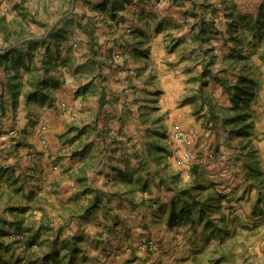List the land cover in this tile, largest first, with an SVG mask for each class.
Returning <instances> with one entry per match:
<instances>
[{
	"label": "crops",
	"instance_id": "crops-1",
	"mask_svg": "<svg viewBox=\"0 0 264 264\" xmlns=\"http://www.w3.org/2000/svg\"><path fill=\"white\" fill-rule=\"evenodd\" d=\"M3 1L7 2V0ZM48 1L32 0L30 5L27 4L25 11L21 8H11L13 16L4 14L6 12H0V18L5 15L8 19L5 22L4 20L1 21L4 23L2 26L15 24L18 25V29H23L28 33L25 38L15 41L13 37L6 39L4 33L0 32V131L6 132L13 128L24 127L21 140H12L7 133L0 135V148L9 147L4 151H0V170L5 174L0 179V229L15 231L16 222L23 220V226L29 229L28 239L31 235L34 237L31 240L36 242L40 241L39 233L49 227V232L51 231L53 237L57 238L59 235L60 238L59 240H54V238L53 242L51 241V246L46 250L47 255L44 256L45 264H211L207 249L203 250L207 248L203 240L199 245L194 239V244L191 243V238L186 236V230L171 229L166 222L160 223L161 219L168 220L169 213L163 215L159 208L154 209L150 206L151 201L157 200L160 204H163V208L168 207L174 197L173 191L163 189L159 193L160 197L157 196V191L153 186L151 191H136L139 182L134 178L136 172L132 167V161L128 159L129 148L128 143L125 142L133 127L134 118H131V116L119 118L122 113L124 114V108L126 107L123 103L127 95L124 92L125 85L122 84L123 73L120 72L119 68L115 69L119 64L116 65L113 62V57L116 52H125L126 65L136 68V74L132 80L137 86V93H141V90L154 92L156 89L147 88L149 82L142 79L151 71L149 66L151 60L149 59L152 57L158 62L160 57L156 56L153 47L150 58L140 52L148 46L155 45L154 41L152 42L153 38H150V28H153V26L165 27L168 24L170 25L169 29L176 25L179 28V25L184 23L183 18L185 19V16H187L186 19L193 22L190 25H185L184 28L195 29H191L192 33L187 36V40H196L195 42L200 44L202 42L205 49L216 45L215 51L217 48L219 49L215 53L218 52L219 59L222 60V55L228 50H223L221 45L224 43V37H228L226 36V30L229 29V24L235 18V14L251 13L247 9L249 7L245 0H191V2L197 4H205L203 7L198 5V8L193 11L197 14L196 16L187 14L193 8L176 6L174 1L168 2L169 6L166 8L167 2L160 3L157 0H76L72 3H70V0H66L64 8H80L72 9L73 14L71 16L75 15L77 23L81 22L83 16V10L81 9L83 8H108L104 13H108V15L112 13L113 8H125L123 11H119V16L122 15L125 21L119 22L118 15L116 17L114 15H99L102 20L94 23L96 27L95 37L90 38L83 33L80 42L84 49L74 51L73 54L66 51L61 53L62 56L59 58V64L55 70L51 66L47 70L45 66V61L47 62L53 57L51 52L50 54L46 52L49 45V43H46L47 40H45V47L42 46V42H40L41 45L30 43V40L47 39V36L51 35V31L54 29V23L45 32L39 31L40 27L37 24L22 20L20 16L24 12L35 13L36 8H43L42 5ZM115 2L117 3L116 6L113 5ZM170 5L173 7L170 8ZM143 12H145V16L149 15V18L142 17L139 20L137 17ZM131 19L135 20L136 27H141L142 31L133 33L132 37L128 39L122 32L124 26L129 25ZM213 20L216 21V27L224 31L225 35H219V40H214V38L208 40V34L200 35L199 42V33L197 32L199 27L202 23L209 27ZM194 24L196 25L194 26ZM82 25L85 24L82 23ZM2 26H0V29ZM166 33L165 36H163L164 33H161V38L158 39V42H163L162 45L168 43L165 38L170 34H168L169 31ZM192 36L195 40L192 39ZM93 39L96 41V47L89 54L90 50H87V47L89 48ZM133 40L137 42V50L132 45ZM158 49L160 50V48ZM213 54L214 52L211 51L210 55ZM182 55L187 60H189V56H193L190 55V52ZM206 57L209 58V56ZM94 60L97 70L93 75L101 72V77L106 78V81L104 80L101 83L104 86L103 90L100 84L98 85L99 88H94V90L91 86L86 85L93 77L92 74H86L85 76H88V79L83 80L80 73L75 75L70 71L71 68L79 65L87 66L86 64L94 62ZM193 63L191 65V62L188 61L186 68H183L179 75H174V71L169 72L168 75L157 73L158 84L164 90L163 95L167 94L169 100L171 98L176 99V97L181 98V95L185 92L199 94V83L192 82L191 78H195L200 74L202 70V65L199 64L201 59H198L196 63L193 61ZM122 65L123 63L120 66ZM14 75H18V78L22 79L23 86L19 96L20 103L11 108V101L14 99H10V96L12 97L10 83ZM55 78L59 83L56 87H54ZM42 79H46L47 83L44 86L42 85V88L36 87L38 80L41 81ZM28 82L34 84V87L28 86ZM78 89L80 91L79 99L73 101ZM35 91H37V94L28 97L30 92ZM203 92L205 97L215 99L216 96L221 95L222 91L218 83L211 81L208 86L204 87ZM140 95L142 94H137L136 97H141ZM114 96H121L120 101L114 102L113 105H103L100 120L89 122V128H96L94 132H89L83 138H79V141L74 143L72 150L68 149L67 152L62 153V156L59 157L60 161L49 157V153L40 145L38 126L25 127L26 122L23 120L22 110L24 106L29 105V99H32L34 102L32 104L30 100V104L34 105L32 109L39 107L43 112L41 121L48 120L51 122V127L47 131V139L51 144H58L55 133L61 130L63 126L59 125V114L52 109L53 107L58 106L63 100H69L76 104L77 110L89 108L97 111L101 109L100 101L103 98L106 97V100H109L110 97ZM84 97L90 99L89 102ZM165 98H159L162 109L170 107ZM222 98L225 99L224 96ZM130 99H132V96ZM192 104L190 103L184 107L191 110ZM129 107H132V105L129 104ZM43 109L45 110L43 111ZM110 112L112 113L108 114ZM56 113L58 118L55 117ZM115 114L118 115L117 118L112 117ZM73 115H76V112ZM80 115L77 118L79 122L81 120ZM26 130L29 134L26 133ZM111 141L113 142L109 144ZM17 142L25 144L21 145V147H25L24 151H18L17 146L13 145ZM30 149L36 152L34 158L38 163L37 166H32L28 160L29 157L27 156ZM75 150L76 153H73ZM52 162L58 163V166L54 167ZM212 162L213 172L211 174L215 177L221 170L222 165L216 161ZM33 169L38 170L37 173H34ZM166 171H164V178L174 181L171 171ZM21 173L27 175V179L30 178V180L25 179L23 181V178H21L23 174L21 175ZM232 174L231 171L228 175L222 177V185L217 187L216 190L225 193L236 187L238 184L234 182L235 179ZM176 183L175 181L172 186H175ZM4 184L9 188L14 187L17 193L12 192L10 194L9 189L5 188ZM188 184H191V182H185L182 185ZM28 187L31 189L29 193L37 194V198L43 200V203L40 204L41 208L35 209L37 214L33 220L26 217V214L29 215L30 213L28 211L34 209L32 198L28 200L25 196L26 202L22 204L23 199L19 195L20 191L28 195ZM2 198H6L5 201L10 200L13 202H9L11 205L3 206ZM97 200L100 204L88 212L87 208ZM137 200L140 201V205L135 207L132 203ZM240 202L239 206L241 207L238 208L236 215L230 216L226 211L225 215L222 213L228 221L233 223L235 221L237 225L244 224L245 220H248L247 216L250 212L248 209L251 202L241 200ZM2 212L4 213L2 214ZM238 228H241V226H238ZM182 231L185 232V235ZM145 236H153L159 240L162 248L160 254L153 255L145 251H131L127 248L129 245L134 246L140 238ZM16 237V235H0L1 241L4 242L0 248L1 264H17L16 260L19 254L14 258L15 253L13 252L16 251V245H13V247L11 245L8 248L6 246ZM77 238H80L77 241L80 248L74 250V241ZM17 246L20 247V243ZM117 248L121 249L117 251ZM7 249V253H10L9 256L5 255ZM255 249L256 253L259 252L258 248ZM259 253L261 255L259 254L257 264H264V254ZM36 260L39 261L37 264H40L43 259L41 260L39 257Z\"/></svg>",
	"mask_w": 264,
	"mask_h": 264
},
{
	"label": "rangeland",
	"instance_id": "rangeland-1",
	"mask_svg": "<svg viewBox=\"0 0 264 264\" xmlns=\"http://www.w3.org/2000/svg\"><path fill=\"white\" fill-rule=\"evenodd\" d=\"M31 1L32 0H7L5 3L3 0H0V12H6L4 14L13 16V13L10 10L11 8H21L25 11L27 4L30 5ZM65 1L66 0H49L48 2H45L44 5H42L43 8H36L35 13L29 14L26 12V14L24 12L20 15L22 20L31 21L33 24H37V26L40 27L39 31L45 32L48 30L51 24L54 23V29L52 30L53 32L51 35L47 36L46 39V43H49L50 48L53 49L51 51L53 54V57L51 58V67L53 70L58 67L59 58L62 56L61 53L66 51L67 53L72 52L73 54L74 51H82L84 49L80 42V37L83 33L90 38H93L92 36L95 37L94 32L96 27L94 23L101 21L102 19L99 18V15H103L108 9L83 8L81 9L83 10L81 22L77 23L75 20V15L71 16V14H73L72 9L76 10L80 8H64ZM73 1L76 0H70V3ZM172 1L175 2L176 6L193 8V10L187 13L190 16L197 15L193 11L198 8V5H200V7L205 5L191 2V0H157V2L160 3L167 2L166 8L169 6L168 2ZM263 2L264 1L262 0H245V3L249 7L247 9L250 10L251 13L244 15L257 17ZM172 7L173 6L170 5V8ZM123 9L125 8H118L115 15L113 10L109 15H114L115 17L117 15L119 16V11H123ZM104 15L109 16L108 13ZM235 15V17L240 18L243 14ZM3 16V18H0V26L4 25V23L1 21H8L6 16ZM142 17L149 18V15L145 16V12H143L137 18L142 19ZM186 17L187 16H185V19L183 18L184 23H181L179 28L176 25L173 26L172 29H169V24L165 27L153 26V28H150V38H153L152 42L154 41L155 45L148 46L140 51L150 58L153 47V51L156 53V56L160 57L161 61L159 60V63L152 57L149 59L151 60L149 64L151 71L148 75L144 76L145 78L142 79L149 82L147 88L156 89L154 92H145L144 90H141V93H137V86L132 80L133 76L136 74V68L126 65L125 52H116L115 56L113 57V62L116 65L119 64L115 69L119 68L120 72L123 73L122 84L125 85L124 92L127 95L123 103L126 107L124 108V114L122 113L119 118H124L125 116H131V118H134L133 127L128 133L129 135L126 137L127 140L125 142L128 143L129 148L128 159L132 161V167L136 172V175L134 174V178L138 180L137 182H139V187H136V191H151L153 186L157 191L158 197H160V191L165 189L174 192V197L172 198L171 202L173 200L179 201V198L177 197V188L183 186L182 184L185 182H191V184L194 183V180L197 177L194 173V167H198L201 177H203L208 184H211L212 190H216L217 187L222 185L221 178L228 175V173L232 171V176L235 179L234 182L238 185L225 193H223V191L221 192L216 190L226 196L222 201V207L220 209L209 211L210 217L217 221L221 227V230L214 232L210 227L206 228L205 230V223L201 222L199 219L198 211L194 212V220L188 218L180 222H173L170 219L171 203L168 207L163 208V204H160V202L156 200L151 201L150 206L154 209L159 208V211L163 215H167V213H169L168 220L164 221L161 219L160 223L166 222L167 226L171 229L177 228L186 230V236L191 238V243L194 244L195 241L199 245L201 244V240H203L205 242L204 245L207 247L203 250L207 249L211 264H257V261H259V254L261 255L259 252L264 254V186H259L254 179V174L258 173L259 169L264 170V44L258 49L257 53L251 56L250 59V63L255 69V76L260 81V91L257 97L251 102L250 112L253 116V125L250 127V129L252 130V136H246L238 132L236 129L237 124L234 125L233 123L231 124L226 122L227 118L234 115V111L230 109L234 103L232 99V93L226 89L225 85H223L220 81H216L214 78V76L217 74L225 75L223 74L224 72H222L223 69L228 65V63L225 62V57L230 52V48L235 44L233 41L227 42L230 31L228 29L226 30V36L228 37H224V43L221 45L223 47L222 49H227L228 52L223 54L221 57L222 60H220L219 55L217 54L218 52L215 53L219 49L217 48L215 51L216 45L207 47L205 49L203 48L204 44L202 42L201 44L195 42L196 40L194 39V36H192V39L195 41L187 40V36L192 33L191 29H195L184 28L185 25H190L193 22L192 20H187ZM127 19L128 18L126 17V20ZM121 21H125V18H123L122 15L119 16V22ZM212 22L214 23L213 27L215 31H212L209 26L208 29H211L210 32H201L202 26H205L204 23H202L199 27V30L197 31L199 33V40L197 38L199 42L201 37L200 35L208 34V40L210 38L219 40V35H225L224 31L219 30V28L216 27V21L213 20ZM82 23L85 25L83 26ZM135 24V20L131 19L129 20V25L124 26L123 28L122 33H124L123 35H125L128 39L132 37L133 33H138L141 30V27H136L137 25ZM62 25L64 26L63 29ZM195 25L196 24H194V26ZM58 27L59 29H57ZM1 31L4 33L6 39L13 37L15 41L25 38L28 34L23 29H18V25L15 24L11 26H2L0 32ZM167 31H169L168 34L170 35H167L165 41L168 43L167 45H162L163 42H158V39L161 38V33H164L163 36H165ZM179 33L181 35H178ZM158 35L160 36L158 37ZM46 43H42V46L45 47ZM34 44L41 45V43ZM58 44L60 46L59 53L55 50ZM132 45L137 50V42L133 40ZM129 46L131 45L129 44ZM94 47H96V41L93 39V42L90 44L89 48L87 47V50H90V52L88 51L89 54L93 52ZM158 48H160V50ZM211 51L214 52L213 55H210ZM161 52L163 54L162 56ZM186 52H190V55H193L189 56V60H187L182 55ZM206 56H209V58L207 59ZM213 58V63L207 65ZM198 59H201V63L199 64L202 65V70L198 76L191 78V81L196 82V84L197 82L199 83V94L194 92H185L181 95V98L176 97V99L171 98V100H169L167 98V94L163 95L164 90L158 84L157 73H164L168 75L169 72L174 71V75H179L183 68H186L185 66H187L188 61L191 62V65H193V61L196 63ZM121 63H123L122 66H120ZM89 64H86L87 66H76L75 68H71L70 71H72L75 75L80 73V77L83 80L88 79V76L85 75L89 73L90 75H93L95 70H97L95 60ZM206 67L209 69L207 72L208 76L206 78L208 83L202 84V72ZM100 73L101 72H98L93 75V77L88 81L89 83L86 82V85L91 86V88L94 90V88H99L98 85L100 84V87H102L101 89L103 90L104 86L101 85V83L104 82L106 78H102V74L100 75ZM230 78L231 81H235L234 79L236 76L232 73L230 74ZM211 81L218 83L222 91L221 95L219 97L216 96L215 99H211L207 96L205 97L203 92L204 87L208 86ZM29 85L34 87V84L31 82H28V86ZM9 92L8 94L10 96L11 92ZM79 92L80 91L78 89L73 101L79 99ZM137 94H142L143 96L140 95L141 97H136ZM90 95L92 96V93ZM131 96L132 99L129 100ZM222 96H224L225 99H223ZM161 97H166L165 99H167V104L170 106L168 109H162L163 107L161 108L162 103L159 101V98ZM84 98L87 100V102H89L88 100L90 99L87 97ZM10 99H13V97L10 96ZM106 99L107 98L105 97L101 101L99 100L101 103V109L97 111H94L93 109L91 110L89 108L77 110L76 104L69 100H63L58 106L53 107L52 109L59 114V118L57 117L58 114H55V117L58 118L59 125L63 126L61 130H58V132L55 133V136L57 137L56 142L58 144H51L49 139H47V131L51 127V122L48 120L41 121L43 112L39 109V107L32 109L34 106L30 104V100L31 103L34 104L32 99H29V105L27 104V106H24L22 110L24 117L23 120L26 122L25 127L38 126L37 129L40 145L44 148V150H46V152L49 153V157H51L53 160L58 159V161H60L59 157L62 156V153L67 152L68 149L72 150L74 143L78 142L79 138H83V136H86L89 132H94L96 128H89V122L100 120L102 106L105 104L113 105L114 102H119L121 96L110 97L109 100ZM19 101V99L17 102H14V100L11 101V108L16 107L20 103ZM190 103H193V106L191 107V110H188L184 106ZM211 103L214 107H211ZM129 104H131L132 107H129ZM44 110L45 109H43V111ZM74 112H76V115H73ZM111 113L112 112L108 114ZM79 115L81 118L80 122L77 121ZM213 115L217 116L214 117ZM112 117L117 118L118 115L115 114ZM23 129L24 127H17L7 130L6 132L0 131V135L7 133L11 136L12 140H21L22 134H24ZM245 130H247V128H245ZM178 132L182 134L178 135ZM26 133L29 134L27 130ZM112 142L113 141L109 142V144ZM13 145L17 146L18 151L25 150V147H21V145H25L23 143L20 144L17 142L13 143ZM8 148V146H6V148H0V151H4ZM188 152H191V160L187 162L185 161V158L186 153ZM73 153H76V150ZM30 154L32 156V158H28L30 164L32 166H37L38 163L34 158L36 155L35 150L30 149L27 157H29ZM212 161H216L222 165L218 175L214 173L217 175L215 177L211 174L213 172ZM52 163L54 167L58 166V163ZM163 168L171 171L174 181L164 178V171L166 170ZM32 171L37 173L38 170L33 169ZM22 174L23 176L21 178H23L22 180L24 181L27 179V175L21 173V175ZM27 180H30V178ZM175 181L177 182L176 185L172 186ZM4 186L5 188L9 189L10 194L12 192L17 193V190L14 189V187L9 188L5 184ZM30 190L31 189L28 187L27 192H31ZM25 194L26 193H21L20 191L19 195L22 196V204L26 202L25 196L28 198V200H31L32 198V206L34 209H32V211H28L30 213L29 215L26 214V217L30 220H33L37 214L35 209L41 208L40 204L43 203V200L37 198V194ZM5 200L6 198H2L1 200L3 206L11 205L13 202L10 200ZM240 200L251 202L248 209L250 212L247 216L248 220H245L244 224L237 225V222L234 221L233 223L228 221L224 215L225 211L230 216L236 215L238 208L241 207L239 206V203L241 204ZM97 204L99 205L100 202ZM132 205L137 207L140 205V201L137 200L136 202H133ZM3 213L4 212H2V214ZM222 213L224 215H222ZM6 215L9 216L8 213H6ZM238 226H241V228H238ZM49 230V227H46L43 232L39 233L40 241H36L31 245H28L31 248L30 251L26 252L25 250L27 248L25 245L27 242L26 239H28L27 235L25 238H23L25 243L24 241L18 242V244L20 243V247L17 246V243L12 244V247L13 245H16V251H13L15 253L14 258H16V256L19 254L17 259H22V263L20 264H37L39 261L36 259H39L40 257L41 260L43 259L40 261V264H45L44 256L47 255L46 250L49 246H51V241L55 238L53 237L51 231L49 232ZM185 232L182 231L184 235ZM30 237L33 236L29 235V238ZM59 238L60 236L58 235L54 240H59ZM147 241H153L154 248H142L141 245ZM10 246L11 245H9V247ZM127 248L131 251H145L153 255H158L162 251L159 240L153 236L142 237L134 244V246L129 245ZM255 248H258L259 252L256 253L254 251L256 250ZM120 249L121 248H117V251ZM7 252L8 249L5 250V255H10V253ZM28 252H32L36 259L35 257H33L31 260L27 258ZM21 256L23 257L21 258Z\"/></svg>",
	"mask_w": 264,
	"mask_h": 264
},
{
	"label": "trees",
	"instance_id": "trees-1",
	"mask_svg": "<svg viewBox=\"0 0 264 264\" xmlns=\"http://www.w3.org/2000/svg\"><path fill=\"white\" fill-rule=\"evenodd\" d=\"M116 2L113 4L116 6ZM118 8H113L114 15L116 14V10ZM214 23L211 22L210 28L212 31L214 30ZM211 29H208L206 26H202L201 32H210ZM229 38L227 42L233 41L235 44L230 48V52L225 57V62L228 65L223 69L222 74H217L214 76L216 81H220L223 85H225L226 89L232 93L233 106L230 108L234 111V115L227 118V123H233L236 125V129L239 133L244 134L246 136H252V130L250 127L253 125L252 123V113L250 112L251 102L257 97L260 91V81L255 76V69L253 65L250 63L251 56L258 52V49L264 44V2L260 7L259 13L257 17L242 15L240 18H233L232 22L229 24ZM53 31H51L52 33ZM46 39H36L30 40V43H45ZM60 46L58 44L55 49L59 53ZM52 49L50 45L47 46V53L50 54ZM52 54V52H51ZM214 58L207 64H212ZM206 65V66H207ZM45 66L47 70L51 66V59L45 61ZM208 67L204 69L202 72V84L208 83L206 79L208 74ZM230 71V72H229ZM234 74L236 78L235 81H231L230 74ZM13 80L10 83L11 95L14 99V102H17L19 96L21 94L22 88V79L18 78V75L12 76ZM47 83L46 79L38 80L36 83V87L42 88ZM57 78H55L54 87L58 86ZM37 94V91L30 92L28 97ZM211 107H214L211 103ZM213 113V110H212ZM216 117L217 115H213ZM246 123V124H245ZM244 124V125H242ZM247 128V130H245ZM257 166V165H256ZM257 168V167H256ZM258 173L254 174V179L258 183V185L264 186V170L259 169ZM195 176H197L194 180L193 184L183 185L177 188V197L179 201L173 200L171 202V211H170V219L173 222H180L182 220L190 218L194 220V212H199V219L201 222L205 223L206 228H211L212 231L221 230V227L217 223V221L210 217L209 211L217 210L222 207V201L226 195L219 193L216 190H212L211 184H208L203 177H201L198 167H194ZM5 175L0 170V179ZM98 200L94 202L91 206L87 208L89 212L98 205ZM181 204V205H180ZM29 229L23 226V220L16 222L15 231H7L6 229H0V235H16L17 237L13 239L12 242L8 243L6 246L12 245L14 243H18L24 241L23 238L27 235ZM34 237H30L26 239L25 245L27 248L26 252L30 251V247L33 243ZM80 238H77L74 241V250H79L78 242ZM3 243L0 239V248L3 246ZM25 252V253H26ZM27 258L30 260L34 257L32 252L27 253ZM23 256H21L22 258ZM31 257V258H30ZM26 260V259H25ZM24 260V261H25ZM17 264L22 263V259L18 258L16 260Z\"/></svg>",
	"mask_w": 264,
	"mask_h": 264
},
{
	"label": "built area",
	"instance_id": "built-area-1",
	"mask_svg": "<svg viewBox=\"0 0 264 264\" xmlns=\"http://www.w3.org/2000/svg\"><path fill=\"white\" fill-rule=\"evenodd\" d=\"M178 135H180V134H182V133H180V132H178L177 133ZM30 158H32V156H31V154L29 155V159ZM191 160V152H188V153H186V158H185V161H190ZM141 247L142 248H147V247H149V248H154V244H153V241H147V242H145V243H143L142 245H141ZM103 264H108V263H103Z\"/></svg>",
	"mask_w": 264,
	"mask_h": 264
}]
</instances>
